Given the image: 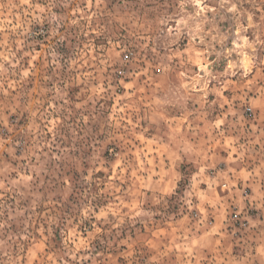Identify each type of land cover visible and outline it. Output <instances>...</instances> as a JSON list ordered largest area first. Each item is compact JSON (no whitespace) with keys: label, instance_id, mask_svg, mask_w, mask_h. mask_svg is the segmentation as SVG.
<instances>
[{"label":"rangeland","instance_id":"rangeland-1","mask_svg":"<svg viewBox=\"0 0 264 264\" xmlns=\"http://www.w3.org/2000/svg\"><path fill=\"white\" fill-rule=\"evenodd\" d=\"M0 264H264V0H0Z\"/></svg>","mask_w":264,"mask_h":264},{"label":"built area","instance_id":"built-area-1","mask_svg":"<svg viewBox=\"0 0 264 264\" xmlns=\"http://www.w3.org/2000/svg\"><path fill=\"white\" fill-rule=\"evenodd\" d=\"M248 111H250V109H248ZM235 217H237V215H235Z\"/></svg>","mask_w":264,"mask_h":264}]
</instances>
